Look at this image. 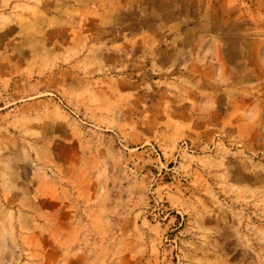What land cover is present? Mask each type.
Segmentation results:
<instances>
[{"label":"rangeland","instance_id":"374dc122","mask_svg":"<svg viewBox=\"0 0 264 264\" xmlns=\"http://www.w3.org/2000/svg\"><path fill=\"white\" fill-rule=\"evenodd\" d=\"M0 264H264V0H0Z\"/></svg>","mask_w":264,"mask_h":264}]
</instances>
